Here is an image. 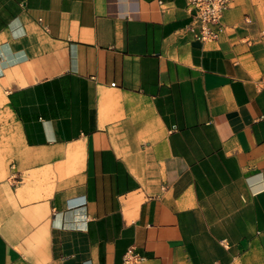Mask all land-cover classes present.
Masks as SVG:
<instances>
[{
    "label": "crops",
    "instance_id": "crops-1",
    "mask_svg": "<svg viewBox=\"0 0 264 264\" xmlns=\"http://www.w3.org/2000/svg\"><path fill=\"white\" fill-rule=\"evenodd\" d=\"M192 18L0 0V264H264V0Z\"/></svg>",
    "mask_w": 264,
    "mask_h": 264
},
{
    "label": "built area",
    "instance_id": "built-area-1",
    "mask_svg": "<svg viewBox=\"0 0 264 264\" xmlns=\"http://www.w3.org/2000/svg\"><path fill=\"white\" fill-rule=\"evenodd\" d=\"M238 0H188L192 11V22L189 29L194 37L202 42H213L219 39L224 31L223 16L225 11ZM144 256L134 246L128 248L124 255L125 264H142Z\"/></svg>",
    "mask_w": 264,
    "mask_h": 264
}]
</instances>
